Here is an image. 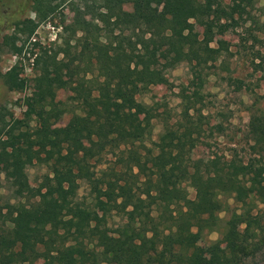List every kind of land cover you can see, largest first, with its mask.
<instances>
[{"label": "trees", "instance_id": "16d2710c", "mask_svg": "<svg viewBox=\"0 0 264 264\" xmlns=\"http://www.w3.org/2000/svg\"><path fill=\"white\" fill-rule=\"evenodd\" d=\"M14 1L0 0V53L21 55V36L31 38L39 25L25 14L33 11L40 21L56 7L53 0H20L11 14ZM97 1L119 31L114 43L100 40L97 17L76 14L63 28L71 37L61 45L36 44L34 77H24L21 63L2 75L10 92H25L30 81L33 86L22 117L0 120L5 183L20 196L30 167L48 172L33 193L35 202L0 206V264H208L197 242L217 229L219 214L229 207L223 196L244 209L239 217L251 221L250 238L264 230L250 202L253 174H264V121L251 146L263 154L205 163L192 155L198 140L213 133L214 114L204 95L184 101L175 122L165 119L157 140L152 121L162 114L136 97L144 93L141 85L162 83L183 63L197 70L195 81L219 76L225 61L211 45L213 35L248 22L258 0ZM197 16L209 20L203 38L191 22ZM60 64L67 68L64 84L74 107L69 123L56 128L62 107L49 68ZM223 80L245 88L240 79ZM111 153L114 163L102 169ZM97 175L106 208L122 219L110 243L99 244L92 210L77 199L80 182ZM187 186L195 190L194 200ZM225 240L228 250L214 264H244L252 256L244 246L248 238L226 234Z\"/></svg>", "mask_w": 264, "mask_h": 264}, {"label": "rangeland", "instance_id": "374dc122", "mask_svg": "<svg viewBox=\"0 0 264 264\" xmlns=\"http://www.w3.org/2000/svg\"><path fill=\"white\" fill-rule=\"evenodd\" d=\"M96 1L53 0V5L56 7L54 14L40 21L33 11L25 14V17L37 20L39 25L31 38L27 35L21 36L18 42L24 47L21 55L0 53V120L2 118L8 122L13 117L21 118L23 100L33 91L30 81L25 92H10L4 85L2 75L17 63H21L24 67V77L29 79L34 77L33 61L39 53L36 44L48 48L56 44L61 45L64 39L71 37V31L65 32L63 28L71 23L76 14L86 19L97 17L100 40L108 46L115 42L119 31L114 21L104 15L103 9ZM230 1L226 2L230 3ZM20 4V0H15L14 4L9 3L7 11L11 14L15 13ZM2 10L6 11V8ZM248 18L250 19L248 22H241L237 28H227L213 35L211 45L221 49L222 59L225 61L224 68L217 70L219 76H212L206 81L205 79L195 81L197 70L192 72L190 67L183 63L170 71L162 83L151 86L141 85L144 93L137 95L136 102L154 105L158 113L162 114V117L152 121L154 140H157L162 133L165 119L173 123L180 118L184 101L204 95L205 105L214 114L211 125L213 133L208 138L198 140L197 148L192 154L193 158L210 163L217 156L238 155L247 160L257 154H263L262 151L255 152L251 146L259 121H264V0H258ZM191 22L194 23L196 31L201 34V38L207 35L208 18L197 16ZM80 36L81 34H78V37ZM62 58L63 56L60 55L59 59ZM49 71L57 88V102L62 107L61 122L56 125V128H60L67 125L71 119V111L74 107L71 102L72 93L64 84L67 80L65 65L50 66ZM224 77L240 79L245 88L238 91L233 83L223 80ZM260 124L264 125V123ZM114 161L113 153L107 155L102 169L109 167ZM5 171V167H2L0 162V206L8 202L28 205L37 200L33 197V193L47 174V168L35 165L27 170V177L23 181V194L20 196L8 188V184L5 183ZM98 176L93 180L80 182L77 199L92 210V225L99 228L101 233L99 244H102L110 243L122 219L106 208L103 197L104 188ZM253 178L254 183L250 189L252 217H259L264 226V174H253ZM187 190L189 198L194 200L195 190L190 186H187ZM222 200L228 202L229 207L219 214L217 229L213 232L205 231L204 236L197 242L200 253L208 264H214V259L228 250L225 235L239 234L241 237L248 238L244 241V246L247 254H252L244 264H264V230L256 229V238H250L251 221L247 220L248 218L239 217L244 213V209L236 204L232 197L223 196ZM234 214L238 216L236 219ZM36 264H43V261Z\"/></svg>", "mask_w": 264, "mask_h": 264}]
</instances>
